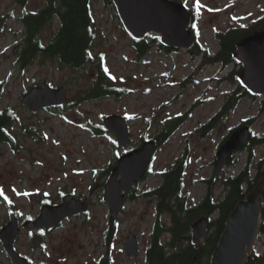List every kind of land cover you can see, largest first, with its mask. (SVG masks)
I'll list each match as a JSON object with an SVG mask.
<instances>
[{
    "label": "rangeland",
    "instance_id": "374dc122",
    "mask_svg": "<svg viewBox=\"0 0 264 264\" xmlns=\"http://www.w3.org/2000/svg\"><path fill=\"white\" fill-rule=\"evenodd\" d=\"M34 3L41 7L44 0H31L27 4L29 11ZM93 4L98 35L93 51L95 55H103L118 84L130 90L123 100L105 98L72 108L94 81V66L90 64L81 70H73L59 65L58 59L38 56L35 64L23 71L17 63L24 45L22 24L9 18L4 24L7 29L0 32V82L7 86L0 100V110L12 106L18 110L20 119L10 129L16 137V151L9 144L0 145V231L10 221V211L19 212L21 230L15 247L17 253L31 259L32 264H96L107 251L111 211L102 198L108 175L118 156L140 147L142 136L154 138L163 120L180 114L189 116L173 139L155 151L152 170L161 173L171 169L178 160H184L187 163L185 185L194 205L204 199L208 188L219 194L221 177L226 179L239 173L249 158L246 149L236 152L234 164L225 167L220 177L214 179L216 154L230 132L255 118V133L264 135V117L259 114L260 97L245 98L225 123L202 132L201 129L223 106L224 95L235 88L230 79L218 81L226 76L220 66H202L201 60L190 62L185 51H162L153 36L148 39L152 47L145 58L146 63H139L136 42L121 26L113 5L105 0H93ZM199 4L201 43L212 54L219 49L216 30H224L231 20L249 24L264 14V0H199ZM187 6L197 7V0H188ZM10 14L21 16L17 0H0V20ZM58 27V20L45 26L40 35L43 43L51 40ZM16 48H19L17 54L14 53ZM199 66L201 69L195 71ZM233 68L231 65L226 73ZM46 83L54 88H65L69 103L33 113L23 105V95ZM113 115L128 121L132 135L129 147L113 143L116 136L111 132L106 131V135L99 137L92 131L98 130V126ZM223 125L226 130L220 136L218 133ZM252 157L255 169L262 162L259 186L263 182L264 145L255 147ZM140 181L135 186L139 195L162 183L159 174ZM62 193L86 201L89 212L69 218L60 228L49 232L44 239L45 251L34 250L38 246L33 237L36 232H28L23 223L28 216L38 218L43 200H49L52 205L60 203ZM153 210L154 200L150 197L125 205L117 218L120 225L109 244L115 264H146L145 249L154 222ZM131 233L140 241L138 260L127 257L124 252ZM253 244L254 250L264 253V234L257 236ZM0 264H13L2 242Z\"/></svg>",
    "mask_w": 264,
    "mask_h": 264
},
{
    "label": "trees",
    "instance_id": "16d2710c",
    "mask_svg": "<svg viewBox=\"0 0 264 264\" xmlns=\"http://www.w3.org/2000/svg\"><path fill=\"white\" fill-rule=\"evenodd\" d=\"M29 1L17 0V3L20 5ZM105 1L112 6V0ZM175 1L186 5L188 0ZM46 4L44 15H38L37 13L27 16L6 15L4 19L0 20V32L7 29L4 24L9 18H13L22 24L24 34V41L22 42L24 45L17 61L21 70L23 69L24 71L28 66L35 64L38 56L58 59L59 65L70 67L73 70H81L92 64L96 72L95 79L90 88L85 89L78 101L73 103L72 108H76L88 101L105 98H113L115 101H119L129 95L130 90L118 84V79L113 76L108 65L105 64L103 55L94 54V41L98 35L96 33V22L93 18V0H47ZM191 14L193 17L191 30L196 38V43L186 52L190 62L201 60L202 66L221 64L222 68L231 65L234 67L227 77L218 81L222 83L225 79H230L235 88L224 95L226 99L223 102V106L213 117L212 121L201 129L203 132L204 130H209L212 126L214 128L217 124L225 123L229 114L245 98H257L250 95L248 91L236 83L238 75L243 68L234 59L233 55L237 50L236 45L251 34L264 30V16L249 26L231 21L224 30H218L216 38L219 40V51L212 55L199 42L202 31L197 27L196 23L198 20L196 6H194V10H191ZM55 19L58 20L59 27L53 31L51 40L45 44L40 39V35L44 27L46 25L51 26ZM155 42L159 43L157 36H155ZM135 47L138 55L137 61L144 63V58L150 51L152 43L145 40L144 42L136 43ZM160 49H165L167 52L171 51L163 46ZM200 69L201 67L198 68V70ZM6 88V84L0 82V100ZM259 114L264 117V98L261 101ZM18 116V110L12 106L0 110V145L9 144L15 151L16 137L10 129L19 122ZM188 119L189 116L178 115L170 120H163L160 124V129L154 137L156 148L159 149L167 145ZM254 122L255 118L245 121L244 124L252 127ZM92 131L99 137L107 134L101 125L98 126V130L92 129ZM142 137V143L149 139L146 135ZM115 144H117L116 141ZM261 144L264 145V135L259 136L252 132L250 143L247 147L249 149H246L249 151V158L244 168L239 173L233 174L226 179L221 177L219 182L222 184V191L218 194L215 189L208 188L204 199L196 205L191 204L190 192L185 185L187 163L184 160H178L171 169L156 173L152 170L154 157L152 158L149 168L143 173L140 180L159 174L162 180L161 185L143 195H139L140 193L137 190H134L130 195L131 202L142 197H150L154 200V222L145 249L146 264H192L193 258L196 256L198 259L197 264H211L214 252L218 248L221 237L224 234L223 232L227 228L228 219H230L238 204L246 200L249 194L257 188L259 181H261L262 162L255 169L252 157L255 147ZM227 164H234L233 157H229ZM4 197L6 198L5 195ZM41 203L44 205L51 202L43 200ZM16 213L19 215V212L16 211ZM204 217L210 220L208 232L200 248H197L192 240V226L196 221ZM261 217L262 229L259 236L264 234V202ZM108 225L107 251L100 257L97 264H115L114 259L111 257L109 244L120 222L111 215ZM49 232L51 231L41 230L33 236L37 240L38 245L34 250L45 251L44 239ZM183 237L187 238V242L183 246V250H179L178 243ZM247 257L246 264H264V253L253 250ZM29 260L32 263V260Z\"/></svg>",
    "mask_w": 264,
    "mask_h": 264
},
{
    "label": "water",
    "instance_id": "95a60500",
    "mask_svg": "<svg viewBox=\"0 0 264 264\" xmlns=\"http://www.w3.org/2000/svg\"><path fill=\"white\" fill-rule=\"evenodd\" d=\"M121 26L136 41L142 42L149 34L160 35L164 47L176 50H190L195 44V37L190 30L192 16L188 9L172 0H112ZM234 53V59L243 67L239 82L247 91L255 96L264 97V30L255 32L241 41ZM19 48L14 50L18 53ZM69 102L65 88H54L49 84L33 88L23 95V105L33 113L52 107H60ZM124 117L113 115L104 120L107 131L115 134L117 142L122 147L131 143V132ZM226 126L219 131L223 135ZM250 142V128L243 126L234 131L223 143L217 153L215 177L218 178L225 167L228 157ZM156 142L148 140L140 148L130 150L118 160L110 174L103 201L107 203L115 218H117L128 202L129 195L137 181L146 172ZM263 182L258 188L240 202L228 219L227 228L214 252L211 264H246L248 255L254 250V244L262 228L261 206L264 201V167ZM89 211L86 201L72 199L70 195L63 197L58 205H45L41 214L34 221L27 222L24 227L29 232L43 229H53L64 220ZM209 219L204 217L192 226V240L200 248L202 239L206 236ZM18 217L11 212L10 221L0 231V242L3 243L6 254L13 264H30L29 260L17 253L16 238L20 233ZM187 238L183 237L178 243L183 250ZM138 237L133 233L126 239L124 251L127 257L138 259L140 255ZM192 264H197V256Z\"/></svg>",
    "mask_w": 264,
    "mask_h": 264
},
{
    "label": "flooded vegetation",
    "instance_id": "af4514ba",
    "mask_svg": "<svg viewBox=\"0 0 264 264\" xmlns=\"http://www.w3.org/2000/svg\"><path fill=\"white\" fill-rule=\"evenodd\" d=\"M31 1V0H30ZM29 1V2H30ZM29 2H24L23 4H20L19 7L21 9V15L23 16H27V15H33L34 13H37L38 15L41 14V15H44L43 13L45 12V9H46V6H47V0H44V3L43 5L40 7L38 6L37 4H32V10L29 11L28 9V5ZM262 189V186L258 188L259 189ZM260 192H263V190H260ZM151 205V204H150Z\"/></svg>",
    "mask_w": 264,
    "mask_h": 264
},
{
    "label": "snow or ice",
    "instance_id": "6c2138e0",
    "mask_svg": "<svg viewBox=\"0 0 264 264\" xmlns=\"http://www.w3.org/2000/svg\"><path fill=\"white\" fill-rule=\"evenodd\" d=\"M200 9V4H199V0H197V12H199ZM113 143H115V141H113ZM0 194H2V190H0Z\"/></svg>",
    "mask_w": 264,
    "mask_h": 264
}]
</instances>
